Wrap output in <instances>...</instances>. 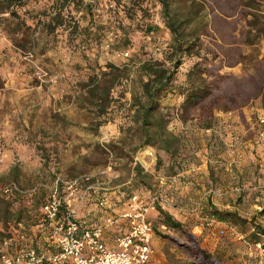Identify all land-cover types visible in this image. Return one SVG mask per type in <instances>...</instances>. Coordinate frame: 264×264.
I'll return each instance as SVG.
<instances>
[{
    "label": "rangeland",
    "instance_id": "1",
    "mask_svg": "<svg viewBox=\"0 0 264 264\" xmlns=\"http://www.w3.org/2000/svg\"><path fill=\"white\" fill-rule=\"evenodd\" d=\"M55 1L21 0L20 5L11 9L12 15L0 13V188L10 181H15L24 190L39 185L50 187L56 178L70 182L81 176L96 175L111 165L117 177L108 190L97 188V193L91 194L84 207L76 206L82 218L93 220L87 226L106 227L110 246L127 228L122 214L126 211L129 196L134 193L144 202L151 197L158 198V204L148 213V220L154 228L152 264H190L193 250L187 245L184 232L191 234L200 249L222 264H264V236L255 237L260 248L255 246L252 237V230L256 227L264 230L263 162L259 165L252 163L255 168L252 169V184L259 191L257 203L250 202L253 191L247 187L245 179L239 185L225 187L213 182L207 190L210 197L226 196L231 202L228 209L221 211L234 212L243 220L230 221L235 230L218 220L219 224L207 226L205 220L208 217L204 215L211 209L203 200L188 195L201 189L187 190L184 178L178 188L171 183L174 172L185 170L192 160L191 149L201 154L205 139L209 138L206 134H210L206 148L211 151H207L209 159L216 154L217 145L231 156L240 142L231 120L217 119L213 114L215 120L211 128L203 132L196 119L180 120L183 97L178 91L169 94L166 98L174 104L164 108L163 112L169 121L167 130L180 139L179 154L160 159L158 149L150 146L132 152L139 140L128 132L129 88L115 89L107 113L101 116L97 115L93 104L83 101L85 92L81 85L90 75L101 69L105 71L106 64L131 71L142 61L163 58L171 36L163 25L158 1L79 0L72 6V18L68 19L72 28L64 26L52 31L48 23ZM205 1L210 10V26L208 35L201 42L211 59L209 71L213 86L218 88L219 73L240 76L242 68L234 66L238 55L244 53L251 68L252 59H260L264 54V41L252 48L242 45L245 33L243 12L236 0ZM147 28L154 30L147 32ZM125 53L128 56H124ZM195 61L196 58H183L176 73V86L185 81L186 72ZM254 104L252 101L251 106ZM263 112L264 109L253 114L251 119L255 125L250 131L253 155L259 149L256 147L257 121ZM228 134L231 142L223 141ZM105 137L111 154L102 147ZM148 148L153 151V158L146 156L144 151ZM200 154L194 159L200 161ZM136 155L147 162V169L153 160L151 166H161L160 173H149V169L140 179L131 176L127 164ZM169 160L174 161L171 169ZM224 164L227 172L236 170L237 161L232 157ZM12 168H15L12 176L16 178L9 177ZM107 177L103 175L99 182H105ZM130 177V185H122ZM84 187L83 183L80 184L78 191L69 197L70 191L63 185L59 193L65 199H78V192ZM47 193V188L39 187L33 197L42 202ZM121 193H124L123 199H116ZM101 199L106 200L105 207L97 205ZM157 207L179 222L182 229L164 225ZM118 215L119 218H115L119 219L117 224L107 225V219ZM221 229L225 230L224 235L219 233Z\"/></svg>",
    "mask_w": 264,
    "mask_h": 264
},
{
    "label": "trees",
    "instance_id": "2",
    "mask_svg": "<svg viewBox=\"0 0 264 264\" xmlns=\"http://www.w3.org/2000/svg\"><path fill=\"white\" fill-rule=\"evenodd\" d=\"M157 1L161 5L163 25L171 36L163 58L142 61L131 71L126 67L106 64L105 71L101 69L90 75L81 85L85 92L83 101L87 100L89 104H93L97 115L101 116L107 113L113 101L114 90L119 88L123 80L130 81L128 91L131 98L128 104V116L131 125L128 126V132L132 138L136 137L139 140V145L132 149L133 153L144 146L169 154L175 153L180 139L167 130L169 122L167 114L161 110L162 101L175 91L183 97L180 105V120L186 122L196 119L199 128L203 130L211 128L216 111L224 113L239 111L257 99L261 100L264 108V54L260 59L253 58L254 64L250 68L247 64V56L240 53L234 66H240L242 74L230 76L219 73L217 79L220 87H214L209 71L211 59L208 58L207 52H204L201 42L209 33L210 10L207 2L205 0ZM236 1L243 12L245 33L242 45L249 48L257 47L264 41V0ZM78 2L79 0H56L52 6L53 12L49 14L48 28L52 31L64 26L72 28L68 19L72 18V6ZM20 4L21 0H0V13L7 12L12 15L11 9ZM153 30L147 28V32ZM185 57L196 58L197 61L186 72L185 81L180 86H176L174 84L176 73ZM106 148L111 152L109 144ZM14 170L15 168L10 170L9 177ZM135 173L136 175L140 173L138 168L135 169ZM11 183L17 185L15 181H10L4 186ZM17 197L20 196L16 193L9 198L0 195V219H9L11 199ZM208 206L211 211L204 217L214 218L229 225L230 221L243 222L234 212L221 211L211 204ZM157 211L164 225L172 229H182V225L172 220L168 213L159 207ZM252 233L254 238L264 236V230L260 227L253 229ZM184 236L187 245L193 250L190 264H222L200 249L191 234L184 232ZM253 243L260 244L256 238Z\"/></svg>",
    "mask_w": 264,
    "mask_h": 264
},
{
    "label": "built area",
    "instance_id": "3",
    "mask_svg": "<svg viewBox=\"0 0 264 264\" xmlns=\"http://www.w3.org/2000/svg\"><path fill=\"white\" fill-rule=\"evenodd\" d=\"M123 55L128 56L127 53ZM129 84V80H123L119 88L128 89ZM257 124L256 147L262 150L264 148V112L258 117ZM103 141V149L111 154L106 148L107 137ZM144 152L146 156L154 157L151 149L148 148ZM103 175L108 176L107 180L99 182ZM116 177V172L111 165H108L96 175L81 176L70 182L56 178L50 187L39 185L30 190H22L16 184L11 183L0 188V195L6 198L15 193L18 196L31 197L36 194L39 187L48 189L41 211L43 222L51 226L52 240L58 250L56 254L46 256L35 248L28 247L15 255L0 254V264H44L46 261L50 264H152L154 228L148 220V213L154 210L158 204V198L151 197L149 201L144 202L138 194L132 193L127 200L126 211L122 214L127 228L114 240L113 246H110L104 239L106 227L81 224L77 216V208L72 206V199L62 198L59 193V188L66 185V189L70 191V197L83 183L85 187L78 192V202H84L90 198L91 194L97 193V188L108 190ZM101 185L103 188H100ZM123 197L124 193H121L118 198L123 199ZM97 205L105 207L106 200L97 201ZM62 208L65 210L64 213ZM112 221L111 218L107 219V225H112ZM205 221L209 227L219 224L216 219L210 217ZM226 227L235 230L229 224ZM219 233L224 235L225 230L221 229ZM255 246L260 248V244H255Z\"/></svg>",
    "mask_w": 264,
    "mask_h": 264
},
{
    "label": "crops",
    "instance_id": "4",
    "mask_svg": "<svg viewBox=\"0 0 264 264\" xmlns=\"http://www.w3.org/2000/svg\"><path fill=\"white\" fill-rule=\"evenodd\" d=\"M174 103L172 101H169V98H166L161 103V110L164 111V108L172 107ZM178 105V104H177ZM175 105V107H177ZM264 108L261 104V100L257 99L255 100L254 107L251 106V104L243 107L239 112H228L223 113L221 111L215 113L217 119L218 117H223L224 119L231 120L230 122L234 125V133L239 137V144L238 147L234 152L231 153V156L229 153H226L223 151V148L221 146L218 149V145L216 147V154L213 153V157L209 159L210 155H208V152H211L207 150L206 148L209 145L210 140V134H206L205 136L209 137L208 139H205L206 142H204L202 146V152H198L197 150H190L189 154L194 155L191 158H189L191 161L186 166L185 170H182L181 172H174L173 176L170 177L172 180V185L175 186V188H178V185L180 184L181 178L185 179V187L187 190H193L194 187L198 189V187L201 190H198L197 192H193L189 195V197L193 199H200L203 200L207 205L211 204L215 207H217L219 210H226L228 209L230 205V201H227V197H219L215 199L214 197H210L208 194L209 188H211L213 182L215 185L225 187V185H239V183H243L244 179L247 180V187H250L253 191L252 197L249 198L250 202L257 203L259 200V191L257 190V186L255 184H252L253 181V173L252 169L255 170L254 165L252 166V163H256V165L260 163H264V151L256 149L255 155H253V148L251 147V141H252V131L253 129V123H252V115L255 113L258 114V112L262 111ZM227 117V118H225ZM131 125V122H129ZM255 126V125H254ZM203 132H208V130H202ZM174 135V134H173ZM176 136V135H174ZM177 137V136H176ZM179 138V137H178ZM223 141L231 142L230 135H227V138H224ZM220 144V143H219ZM192 147V146H191ZM208 151V152H207ZM158 158L164 159L163 157H169L173 154L178 155L179 150L175 151L172 155L169 153H165L162 150H158ZM197 154L201 155L200 161H197V159H194L197 157ZM230 157H232L233 160L237 161V165H235L236 170L233 169L232 172H227L225 168V162L229 161ZM252 157V158H251ZM136 155L133 160L129 161L127 164L128 169L131 173V176H136L138 179L140 177L142 178L144 173H148V170L150 169L149 173L156 172L157 174L161 171V166H151L154 164L153 160L149 162L148 169L146 168L147 162ZM168 163L170 164V169L174 165V161L169 160ZM215 165H214V164ZM214 165V166H213ZM253 168H251V166ZM140 171L138 175L135 173V169ZM175 169V168H174ZM173 169V170H174ZM215 171V173H213ZM231 173V174H230ZM217 178V179H216ZM132 179L126 180V182L122 185H130ZM186 190V193H187ZM115 193V192H114ZM111 195V194H110ZM235 197V196H234ZM118 199V196L116 197ZM88 199L84 202H78L77 197H74L72 199V206L81 205L84 207V205L87 203ZM216 202V203H215ZM44 201H39V199L31 196V197H17L16 199L12 198L10 202L9 212L10 216L8 220H2L0 219V254L6 253V254H18L21 250L33 247L35 248L39 253H43L46 256H51L53 254H56L58 252L53 240H52V229L51 226L45 222H43V216L41 207ZM82 207V208H83ZM63 209V208H62ZM116 211V210H115ZM150 212V211H149ZM159 213V212H158ZM157 213V214H158ZM78 218L81 222V224L86 225L87 223H91L93 220L89 218H82V213L79 211L77 213ZM150 215H154L153 213H150ZM118 216H112L111 221L114 222V224H117L119 222V219H115ZM123 221V220H121ZM113 225V223H112ZM111 227V226H110ZM112 228V227H111ZM106 231L104 233V239L107 243L109 242V239L106 238ZM44 264H50L49 262H44ZM69 264V263H66Z\"/></svg>",
    "mask_w": 264,
    "mask_h": 264
}]
</instances>
